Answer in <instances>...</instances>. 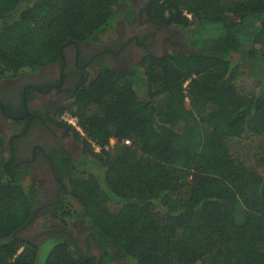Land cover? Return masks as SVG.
<instances>
[{"label": "trees", "instance_id": "obj_1", "mask_svg": "<svg viewBox=\"0 0 264 264\" xmlns=\"http://www.w3.org/2000/svg\"><path fill=\"white\" fill-rule=\"evenodd\" d=\"M131 2L0 0V79L46 66L66 44L102 42ZM143 9L185 31L189 48L120 71L102 59L75 90L67 108L82 150L56 168L77 210L62 197L37 206L39 184L26 182L27 166L4 162L0 133V264H264V141L245 149L251 162L238 149L264 137V0ZM241 74L257 92L238 87ZM41 213L58 224L25 239ZM72 219L98 254L62 235Z\"/></svg>", "mask_w": 264, "mask_h": 264}, {"label": "flooded vegetation", "instance_id": "obj_2", "mask_svg": "<svg viewBox=\"0 0 264 264\" xmlns=\"http://www.w3.org/2000/svg\"><path fill=\"white\" fill-rule=\"evenodd\" d=\"M143 1H146L142 2L145 5L148 0ZM143 6L138 8L132 20H128L130 28H117L113 38L99 43L66 44L60 56L46 66L14 78L0 79L4 162L13 161L30 169L32 181H38L44 191L37 206H51L64 194L63 183L57 175V161L65 154L77 157L82 150L80 138L73 133L75 127L66 119L72 115L67 105L83 79L98 67L99 61L104 59L120 71L131 63H139L147 54L162 57L189 48L185 31L150 19ZM37 216L33 215L24 227L25 239L45 236V233L39 235L42 232L40 226H34ZM62 235L65 238L71 236V241H76L80 247L86 244L93 251L92 239L86 233Z\"/></svg>", "mask_w": 264, "mask_h": 264}, {"label": "rangeland", "instance_id": "obj_3", "mask_svg": "<svg viewBox=\"0 0 264 264\" xmlns=\"http://www.w3.org/2000/svg\"><path fill=\"white\" fill-rule=\"evenodd\" d=\"M131 1H132L131 2V10H132V13L130 15H128L129 17H127L126 14L120 15L119 18H118V20H117V22H116L115 28H113L110 31H108L107 35L105 37H103V40H107L109 38H113L116 35L115 30L117 28L120 29L121 27H124V29H129L130 27L128 26V22H129L128 20H130V19L132 20V18L134 17V15L137 14L138 8L140 7V9H141L142 6L144 5V4H142V2H146V1H143V0H131ZM119 9L121 11H123L124 10V5L121 4L119 6ZM92 70H94V69H92ZM255 84L256 83H255V81L252 78H250V77H248L246 75H243V74H241L240 77H238V79H237V85H238V87L242 91H244V92H249V93H255V92H257L258 86L255 85ZM186 105L188 106V101H187ZM263 141H264V137L263 136L251 137V138H248L247 141H244L243 140L242 143L238 144L239 157H241L242 159H245V160H248L249 162H251V157H247V158L244 157V155H245V149L248 148V150L250 152H253L255 150V148L258 145H260V143H262ZM112 143H114V141H112ZM234 149H237L236 145H235ZM6 158H8V157H6ZM32 180H33L32 177H29L26 180V182L27 183L33 182ZM37 180L38 179H36V181ZM43 184L45 185V183H43ZM39 186H40L39 199H42V197H43L42 191L43 190L41 189V185H39ZM43 193H44V191H43ZM41 194H42V196H41ZM62 198H63V200L65 199V202L68 201L71 204V207H72L73 210H77L79 208V205H78V203L75 200H73V199H71L69 197L66 198V196L65 197H62ZM47 217L48 216H45L44 214L42 215V213L41 214H38V216L36 217V220H34L35 221L34 226L39 227V226L45 225L48 228V227H50L53 224H55V225L58 224L56 221L47 222L46 221V218ZM64 228H65V231L68 232L72 236L78 235L79 233H88L87 227L83 224V222L80 219L68 220ZM83 247H81V249H82V251L84 253L87 252V253H91V254H95V255L98 254V250L95 249L94 246H92L93 247V251L92 252L89 250V247L86 246V244ZM197 264H201V263H197Z\"/></svg>", "mask_w": 264, "mask_h": 264}, {"label": "built area", "instance_id": "obj_4", "mask_svg": "<svg viewBox=\"0 0 264 264\" xmlns=\"http://www.w3.org/2000/svg\"><path fill=\"white\" fill-rule=\"evenodd\" d=\"M186 15H187V17H189V18L191 17L190 14H186ZM66 119L71 123V125H72L73 127L76 128V130H78V131L81 132V129H80L79 124H78V121H77V118H76L74 115H71V117H67ZM112 141H113V140H111V143H112ZM124 143H125V144H129L130 141H129L128 139H126V140H124ZM95 150L98 151L99 148H98V147H95Z\"/></svg>", "mask_w": 264, "mask_h": 264}]
</instances>
